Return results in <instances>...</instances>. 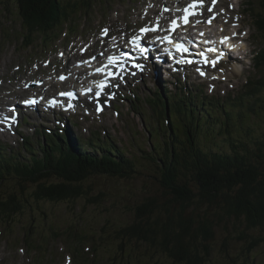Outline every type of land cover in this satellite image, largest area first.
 Returning <instances> with one entry per match:
<instances>
[{
    "label": "rangeland",
    "instance_id": "obj_1",
    "mask_svg": "<svg viewBox=\"0 0 264 264\" xmlns=\"http://www.w3.org/2000/svg\"><path fill=\"white\" fill-rule=\"evenodd\" d=\"M84 1H86L85 5L82 0H60V7L63 10L65 8L68 12L73 10L74 3H76V8L81 5V9L73 17L71 23L70 21L64 23L63 28L59 29L56 35H51L44 42L41 39V33L39 35L35 34L33 44L27 47L26 43L25 45L22 44L23 23L14 3L12 0H0V82H2L0 86V113L5 110L6 105L26 99L31 95L42 96L46 94L47 96H54L58 90L80 87L75 77H72L63 85L57 84L56 77L62 73L69 74L70 77V75H73V70L77 69L75 66L73 67L76 61L83 60V58L98 52L109 53L110 51L105 50V47L109 48V46L114 47L116 45V49L119 48L118 46L121 47L119 43L114 44V42L122 35L126 36L123 29L129 24L137 28L151 25L155 21H159V18H163V21L156 22L159 26L154 29L158 31L154 37H158L161 29L163 31L169 30L171 19L172 21L177 19L175 21L177 23L183 20L185 3L188 2L187 0H152V2L148 0ZM256 2L258 0H217L216 2L220 11L215 10L220 14L217 21L226 23L231 14L230 12L234 13L231 24L232 30L237 33L233 35L232 39L236 43L237 51L236 55L232 53L231 56L224 57L226 62L220 64L218 72L213 71V75L216 74L217 76L214 88H208L207 83L195 79L193 76L191 77L190 72L192 73V70L190 69H185L188 71L185 77L180 73L178 76H171L170 78L161 74L158 69L156 71L159 74L157 78L151 70L148 75L137 76L132 81L136 88L134 93L138 97L136 101L132 100L133 102L120 101V104L116 105L118 114L113 111L110 105L104 114L96 116L93 113L92 104L91 106L87 103L83 104L86 101H82L81 104L77 105V107H83L81 111H77L81 112V115L77 114L69 117L68 120L76 122L71 124L66 120L68 114L54 113V115L48 114L44 117L37 111H26L28 115H25V117L28 116L29 123L25 119L26 124L22 125L20 135L12 132L6 134V136L4 135L5 139H0V168L10 163L6 162L7 160H12L9 155L4 156L5 151H8V154L18 156V159L16 158L11 162L29 164L32 161L31 155L22 148V144L27 146L25 142L27 139L22 142L21 137L28 136L30 138L29 140L34 146V152L40 159L44 149L47 152L46 148L53 146L50 140L45 137L44 143L37 146V141L42 137V131L43 134L49 135L44 130L46 126L42 123L46 122V125L51 123V126H47V128L53 131L56 130L60 134V124L64 122V127L71 132V137L75 141L86 142L89 139L97 141L98 137L101 142L104 141L105 137L114 141L118 148L124 150L122 152L125 155L132 156L136 161L135 172L129 173V178L123 179L113 176L90 177L87 181L82 182V188L87 192L85 197L54 203L47 201L36 203L29 198L31 191L34 189L28 187L30 184L24 185L26 187L21 193L16 190L17 187L11 181L6 179L7 176L4 177L5 179L0 184V191L2 192L0 194L15 191L16 194H20L23 204L24 198L25 200L28 198L29 203L24 204L20 213L10 216L9 219L0 216V264H64L66 260L70 264L69 260L66 259L69 255L72 258L74 257L73 251L68 247L70 242L67 232L70 228H72L71 231L77 240L81 235L86 236L85 240L79 244L81 253H78L75 256L76 258L72 260L73 264H76V261L84 262L82 264L119 263L120 255L119 257H113L117 256V243L114 241L113 231L132 224L136 208L145 200L155 199L158 203H163L167 199L160 187L159 171L150 160L152 155L159 163V158H163V156L161 153L158 155L159 151L153 152L156 145L151 137L154 134L158 138H162V141H165L167 145L177 144L176 141L174 142L173 131H169L170 128L167 122H164L166 117L159 119L156 113L152 114L143 100L146 96L155 97L156 93L164 95V99L168 95L177 94L179 96L181 94L186 96L192 93L200 99V103L205 102L206 98V103L214 98L219 102L224 101L226 104H231L232 102L229 100L233 98L235 100L242 96V93L248 91L249 88H243L244 84L249 77L257 75L252 63L254 51L264 48V36L255 31L253 25V21L259 19L257 15L260 12L257 10L259 6ZM175 5H179L177 10L172 9V6ZM181 5L182 7H180ZM161 6L168 7L171 13H166ZM255 10L256 13H254ZM177 14H179L180 20ZM187 24V22H184L179 31H182ZM106 25H110L113 30L119 28L120 32L113 36H105L103 39L102 35L98 33V36L102 39L101 45L98 43L90 44L88 51L84 56H81L79 48L85 44L78 42V40L80 38L85 42L90 40L93 35L97 34L100 27ZM196 27H191V32L194 31L196 34L206 28L200 25ZM220 27L216 24L212 29H207L203 33L209 37H214L220 33L218 31ZM229 27L231 26L227 27L228 30H230ZM66 34L67 36L64 37ZM133 34V32L128 33L129 36ZM72 40H75V42L69 43ZM57 52L65 53L64 58H58ZM237 53L240 54L241 59L236 58ZM45 62H48V66H45ZM209 72L211 73L212 69H209ZM159 81H161V86ZM33 82L42 83L37 84L34 88H25L24 85H31ZM84 83L82 82L79 85L83 86ZM177 84H180L183 88H176L175 85ZM262 98H264L263 93ZM213 103L220 108L216 101ZM251 105L255 104L251 103ZM121 106H123L122 110L120 109ZM132 107H136L132 109L133 112L131 111ZM86 111H88L87 115ZM259 114L264 115V112H259ZM209 115L211 116L210 113ZM215 115H217L216 112ZM58 120L60 124L56 126L54 122ZM208 120H211V117H208ZM253 120H255L254 132L256 134H259V131L260 133L264 132V117L254 115L251 119L245 118V121ZM177 124L180 130L185 128L189 133L192 132L191 127H184L181 123ZM226 131L225 127H220L218 124L204 125L201 129L196 130L197 143L201 149L206 151L225 149V144L220 142H223L224 138L222 136L225 135ZM163 132L165 133L164 136L161 134ZM239 134H242L241 130H239ZM78 149L84 152L76 146L77 151ZM86 150L93 153L91 147L87 146ZM24 156L28 157L20 159ZM262 165L264 168V162ZM221 206L201 207L202 214L217 221L214 240L209 245L211 255L207 264H264V242L257 243L254 250L250 252L248 261L242 262L244 260L242 253L246 245L243 240L236 237L240 232L250 233V231H246L245 225L241 221L225 215ZM194 209L195 214L200 213L196 208ZM24 233H28L34 241H39L42 245L41 248L43 247L45 250L32 251L25 244ZM254 234L264 236V231ZM58 236L61 237L58 238ZM74 239L72 237L71 241ZM92 246L96 250L93 256ZM82 248L89 250V256L92 259H87L82 252ZM129 248L140 256L141 260L138 264H173L156 247L145 246L143 243H131ZM133 255L134 253H132Z\"/></svg>",
    "mask_w": 264,
    "mask_h": 264
},
{
    "label": "trees",
    "instance_id": "obj_2",
    "mask_svg": "<svg viewBox=\"0 0 264 264\" xmlns=\"http://www.w3.org/2000/svg\"><path fill=\"white\" fill-rule=\"evenodd\" d=\"M12 2L22 19L23 28L27 30L22 36V42L27 46L33 44L32 32L45 34L46 41L48 33L67 21L71 12L76 14L81 9L69 12L67 8L63 10L60 0ZM82 3L85 5L86 1L82 0ZM258 3L261 9L257 15L259 19L256 28L264 36V0H258ZM75 6L76 3L73 8ZM253 63L257 75L249 77L244 84L243 88H249L248 91L235 100L233 98L229 105H222L214 100L222 110H219L213 100L208 101V104L197 102L200 99L192 94L188 95L189 101L179 99L170 103L168 99L169 110H166L158 93L151 102L147 101L152 114L156 113L158 118L166 117L164 122H167L169 131H173L174 142L177 144L167 145L154 134L151 137L157 148L153 152L159 151L158 155L161 153L163 156L158 157L159 163L152 155L150 160L159 171L160 187L167 199L163 203H158L155 199L145 200L136 208L132 224L113 231L114 241L117 243V256L113 257L120 255L118 264L140 262V256L129 248L131 243L156 247L173 264H207L211 255L209 245L214 240L217 221L202 214L203 206L210 208L212 205H222L225 215L241 221L246 231H250L240 232L236 237L246 245L242 253L243 263L248 261V256L257 243L264 242V236L254 234L264 231V132H254L255 120L245 121L246 117L251 119L254 115L264 117L259 114L264 112V48L256 52ZM251 103L255 105L250 106ZM158 107L160 110H155ZM221 116L224 117L220 118ZM177 123L191 127L192 132L189 133L185 128L180 130ZM210 124L226 128L227 131L222 136L224 140L220 142L225 144V149L206 151L199 147L196 130ZM239 130L242 134H239ZM63 131L65 133L62 136L57 132L52 136L42 133V144L45 136L53 146L47 147V152L44 149L40 159L34 152V146L22 145L23 150L31 155L32 161L29 164L11 162L18 159V156L5 151L4 156L9 155L12 160H7L10 163L0 168V184L7 176L6 179L21 193L26 187L24 185L30 184L28 187L34 188L30 199L36 203H54L85 197L87 192L83 190L82 182L90 177L113 176L123 179L135 172L136 161L133 157L125 155L122 152L124 150L118 148L108 137L103 142L99 137L97 141L89 139L82 142L75 141L68 129ZM161 134L165 135L164 132ZM76 146L84 152L79 149L77 151ZM87 146L91 147L93 153L87 152ZM0 198V216L6 219L19 214L22 206L29 203L28 198H24L23 204L20 194L15 191L3 192ZM192 207L200 213L195 214ZM71 230L72 228L67 232L70 242L68 247L77 255L81 253L79 244L86 236L81 235L77 240ZM72 237L77 242L75 239L71 241ZM24 238L28 245L41 249L39 241L34 244L29 242L34 240L28 233H24ZM85 249L82 248V252L88 259L90 252ZM92 250L93 255L96 252L93 246Z\"/></svg>",
    "mask_w": 264,
    "mask_h": 264
},
{
    "label": "bare ground",
    "instance_id": "obj_3",
    "mask_svg": "<svg viewBox=\"0 0 264 264\" xmlns=\"http://www.w3.org/2000/svg\"><path fill=\"white\" fill-rule=\"evenodd\" d=\"M188 2H186L185 3V5H186V7H188L189 5V3H191V5H192V7H190V8H188L187 9V11L190 13V14H192V15H190V16H188L185 20H184V17H182L183 18V20H181L180 21V23L178 22H175L177 19H174L173 21H172V19H171V21H170V28H169V30L168 31H163L162 29H161V27H160V29H161V33H160V35L158 36V37H162V38H165L164 40H166V37H168V34L170 33V31H174L175 29H174V27L175 26H178V27H181V26H183V23L184 22H186L187 21V23H188V25L190 24V26L192 27V28H195L197 25H200V26H203V27H206L207 29H212L213 28V26L214 25H219V26H223V25H226L227 23H222L223 21H210V17H211V13H212V11L214 10V9H219V6H217V5H214V3L212 2L213 0H187ZM257 4H258V6H259V8L257 9L258 11H260V9H261V7H260V4L258 3V2H256ZM251 5H252V3H251ZM162 8L164 7V6H161ZM180 7H182V5L180 6ZM179 8V5L178 6H172V9L174 10V9H178ZM255 12H256V10H255ZM254 12V13H255ZM209 15V16H206V15ZM185 15H187V13H185L183 16H185ZM220 15V14H219ZM177 16L179 17V14H177ZM195 16V18H192V17H194ZM213 17H215V15H212ZM179 20H180V17L178 18ZM161 21H163V18L161 19V18H159V21H155L154 23L156 24V22H161ZM204 21H207V23H205ZM173 22H175L174 24H173ZM212 22H214V23H212ZM232 22H230V24H231ZM156 25H158V24H156ZM253 25H254V28H255V31H257V19H255L254 21H253ZM148 25H145V27H147ZM159 26V25H158ZM190 26H188V27H186L185 28V34H184V36H187V35H189L191 38H195L196 39V41H195V43H191V44H186V46H187V49H186V52L185 53H187V54H190V52L191 51H193V49L190 47V45H195L196 47H199L200 45H203L204 44V46H205V49H204V51H207L208 53H207V56L209 57V58H211V60H214L215 58H217V57H222V60L224 61V62H226V60H225V56H227V55H225V56H221V55H219L218 53H217V51H216V46H215V44H214V42H213V40H212V38L211 37H209L208 35H206L205 33H203V34H201V35H197V36H195L194 34H195V32L193 31V32H191V27ZM138 28V27H137ZM137 30V29H136ZM219 30V29H218ZM151 31V32H150ZM196 31H198V30H196ZM156 33H154V32H152V27H150V29H149V31L147 30L146 32H144V41L145 40H147V41H145V43H144V45L142 46V48L141 47H139V46H135L134 48L138 51V52H140V49H144V52L145 53H149L150 51L151 52H155V50L153 51L152 49L155 47V45H156V43L154 42V41H148V40H154L155 38H157V37H154V35H155ZM102 37V39H103V37H105V35H102L101 36ZM139 37V36H138ZM137 41H135V43H136ZM229 41H226L225 43L227 44ZM132 43V42H131ZM175 43L176 42H172V41H170L169 42V45L170 46H174L175 45ZM205 43H207V44H205ZM118 47H120V46H118ZM210 49H211V51H210ZM223 50H224V52H227V48L226 47H223ZM236 51H237V48H236V50H235V53H233L234 55L236 54ZM221 52V51H220ZM124 53H126V52H122L121 54H124ZM95 57V62H92V61H90V60H87V63L85 64L84 63V60H80V62H81V67H80V69H75V70H73V75H70V77H68V80H71V78L72 77H76L77 75H78V77L77 78H75V80H76V82L78 83V86H80V87H74V88H78V90H77V99H74V100H72V99H70V98H68V99H66V100H63V99H58V100H54L53 102H50V103H45V102H41V104L40 105H45L46 107H51L52 105H55V107H57V108H59V109H61V107L62 108H64L63 106H65L66 108H68V110H67V113L66 114H68V117H70V115L72 114V111H74L76 108H77V105H79V104H81L82 103V101H88L89 99H90V97L93 95V93H91V94H89V95H86V96H84V94H83V90H84V88H95L96 87V85H97V83H98V81L101 79V77H103L105 74H109V73H111V71L109 70V68H106L105 70L103 69V68H101V69H99V71L97 72V73H94L93 71L96 69V63L97 64H99V65H104V64H106V63H108V62H110V60H109V58H112V63L113 64H115V65H113V66H117V64H122V63H124V61H125V59L122 57V56H120L119 54H117V53H113V52H109V53H107V54H104V52H98V53H95V54H93V55H90V56H88V57ZM194 56H197L196 54L194 55ZM100 57H102V58H100ZM98 58V59H97ZM196 60V59H195ZM173 61H175V60H173ZM172 61V62H173ZM198 62V61H197ZM117 63V64H116ZM200 63V62H199ZM219 63V62H218ZM200 65H201V63H200ZM75 66V64H73V67ZM153 66V64L151 65V67ZM162 68H168L169 66L168 65H166V64H161L160 65ZM187 68H189V66L188 65H185ZM97 68H99V66L97 67ZM190 69V68H189ZM200 69V68H199ZM151 70H152V68H151ZM86 71L87 72H89V75H87L86 74ZM160 72V71H159ZM202 72L203 73H205L206 72V70H204V68H203V70H202ZM161 73V72H160ZM161 74H163V73H161ZM64 74L62 73V74H58V79H57V84L58 85H63V84H66L67 83V81L68 80H66L65 82H62V81H60V77L61 76H63ZM157 75H159L158 73H157ZM88 77V78H87ZM84 80V81H83ZM82 82H85L84 84H83V86L82 85H79L80 83H82ZM111 82H109V84H110ZM159 85L161 86V81H159ZM167 87V86H166ZM108 88V84L106 85V87H105V90ZM133 88H135V87H133V84L132 83H128V87L127 88H125V90H126V92H127V94L128 95H130V96H136V94L134 93V91L135 90H133ZM167 89V88H166ZM166 92H168V91H166ZM94 94H95V92H94ZM183 98H184V100H185V96H183V95H181ZM166 99V98H165ZM205 100H207V98L205 99ZM96 101H100V100H95L94 102H96ZM170 101V100H169ZM200 100H198V102H199ZM206 102V101H205ZM210 102V101H209ZM147 104H148V102H147ZM208 104V103H207ZM69 105H71V107H69ZM174 106V105H173ZM37 107V106H36ZM171 107V106H170ZM41 109V108H40ZM42 113H43V116L45 117L46 115H48V113L47 112H45V111H43L42 110ZM30 117V116H29ZM67 117V118H68ZM67 118H66V120H67ZM27 122L29 121V118H28V116H27ZM4 124H6V122L5 121H2ZM29 123V122H28ZM59 124H60V122H59ZM65 124H67V123H65ZM60 125H62V126H64V122H62V124H60ZM7 126H12V125H10V124H7ZM42 126V125H41ZM47 126H51V123L50 124H48ZM42 128V127H41ZM43 129V128H42ZM47 130H48V128H47ZM11 132H14V133H21V127L16 131V130H12ZM49 133V136H52L53 134H54V131L53 130H51L50 132H48ZM4 135L6 136V133H5V130L4 129H2L1 127H0V139L1 138H3V139H5L4 138ZM20 135V134H19ZM56 136H58V135H56ZM26 139V138H25ZM24 139V140H25ZM23 141V140H22ZM1 143H3V142H1Z\"/></svg>",
    "mask_w": 264,
    "mask_h": 264
},
{
    "label": "snow or ice",
    "instance_id": "obj_4",
    "mask_svg": "<svg viewBox=\"0 0 264 264\" xmlns=\"http://www.w3.org/2000/svg\"><path fill=\"white\" fill-rule=\"evenodd\" d=\"M190 14V13H189ZM186 19V18H185ZM175 22H173V24H174ZM142 32H144V31H147V29H142L141 30ZM136 39H138V38H133V41H132V43H135V41H136ZM225 39H227V38H225ZM140 51L141 52H143L144 51V49H140ZM210 51H211V49H210ZM109 60H110V62H112V58H109ZM212 63V65L213 66H215V61H212L211 62ZM135 67H137V68H140L141 66L140 65H135ZM98 71H99V69H98ZM201 75H204L205 73H203V72H201L200 73ZM61 79H63V77H61ZM101 86H103V85H101ZM62 95H68V96H71V93H62ZM27 103H34V101H27ZM69 107H71V105H69Z\"/></svg>",
    "mask_w": 264,
    "mask_h": 264
}]
</instances>
